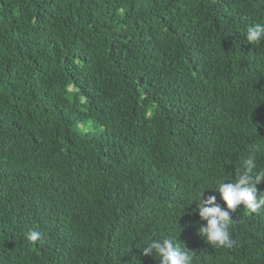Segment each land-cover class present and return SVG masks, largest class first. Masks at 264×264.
<instances>
[{"label":"trees","instance_id":"obj_1","mask_svg":"<svg viewBox=\"0 0 264 264\" xmlns=\"http://www.w3.org/2000/svg\"><path fill=\"white\" fill-rule=\"evenodd\" d=\"M257 23L264 0H0V264H159L162 237L264 264V206L231 213L226 249L191 203L226 207L250 153L264 169Z\"/></svg>","mask_w":264,"mask_h":264},{"label":"clouds","instance_id":"obj_2","mask_svg":"<svg viewBox=\"0 0 264 264\" xmlns=\"http://www.w3.org/2000/svg\"><path fill=\"white\" fill-rule=\"evenodd\" d=\"M245 36L250 44L264 43V23L247 27ZM262 182H264V169L258 166L255 153H250L243 159L234 182L222 181L217 185L216 190H212L219 193L226 207H222L217 202V196L214 194L205 199V191L202 199H192L191 203L198 202L196 211L201 221L206 222V224H197V234L213 247L234 248L237 241L231 232L233 224L231 213L241 205L251 212L264 206V192H258L257 187ZM28 239L32 242L39 241L41 233L33 230L28 233ZM141 250L144 256L154 253L156 259L158 257L159 264H193L195 255L193 251L169 237L152 238ZM132 264H134L133 260Z\"/></svg>","mask_w":264,"mask_h":264},{"label":"bare ground","instance_id":"obj_3","mask_svg":"<svg viewBox=\"0 0 264 264\" xmlns=\"http://www.w3.org/2000/svg\"><path fill=\"white\" fill-rule=\"evenodd\" d=\"M198 67H199V65H198ZM200 70V69H199ZM188 78V77H187ZM182 88V87H181ZM51 93V92H50ZM242 104V103H241ZM250 114V113H249ZM252 117V116H251ZM161 141V140H160ZM255 142V141H254ZM123 145V144H122ZM78 148V147H77ZM51 158V157H50Z\"/></svg>","mask_w":264,"mask_h":264}]
</instances>
